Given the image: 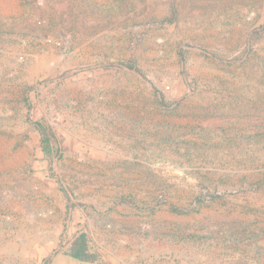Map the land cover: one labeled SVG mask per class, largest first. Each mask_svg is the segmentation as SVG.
Listing matches in <instances>:
<instances>
[{
    "label": "rangeland",
    "instance_id": "obj_1",
    "mask_svg": "<svg viewBox=\"0 0 264 264\" xmlns=\"http://www.w3.org/2000/svg\"><path fill=\"white\" fill-rule=\"evenodd\" d=\"M81 234L94 264H264V0H0V264Z\"/></svg>",
    "mask_w": 264,
    "mask_h": 264
},
{
    "label": "trees",
    "instance_id": "obj_2",
    "mask_svg": "<svg viewBox=\"0 0 264 264\" xmlns=\"http://www.w3.org/2000/svg\"><path fill=\"white\" fill-rule=\"evenodd\" d=\"M41 135L42 139L41 142L44 146V150L46 153H49V151L46 149V143H47V134L46 130L40 125L37 124ZM74 259H77L82 262H92L94 261V256L88 255L87 254V239L85 234H81L76 241V250L75 252L71 255Z\"/></svg>",
    "mask_w": 264,
    "mask_h": 264
},
{
    "label": "crops",
    "instance_id": "obj_3",
    "mask_svg": "<svg viewBox=\"0 0 264 264\" xmlns=\"http://www.w3.org/2000/svg\"><path fill=\"white\" fill-rule=\"evenodd\" d=\"M123 264H132L131 262H128L127 259H124L123 260ZM53 264H94V262H82V261H79L77 259H67V258H64V257H59V258H56L54 261H53ZM145 264H169L167 262H162V261H157V262H151V263H145Z\"/></svg>",
    "mask_w": 264,
    "mask_h": 264
}]
</instances>
